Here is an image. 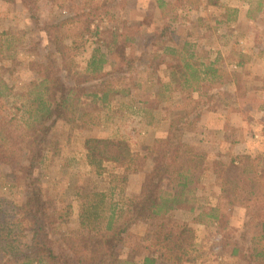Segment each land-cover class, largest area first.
Returning a JSON list of instances; mask_svg holds the SVG:
<instances>
[{
  "label": "rangeland",
  "instance_id": "obj_1",
  "mask_svg": "<svg viewBox=\"0 0 264 264\" xmlns=\"http://www.w3.org/2000/svg\"><path fill=\"white\" fill-rule=\"evenodd\" d=\"M163 1L161 7L159 0H0V125L12 118L5 126L16 135L11 142L0 137L3 151L9 143L12 162L27 151L25 125L33 122L31 104L46 93L44 76L56 75L74 86L78 100L69 118L54 125L55 148L34 171L55 219L51 236L59 239L61 231L78 229L79 203H93L100 193L106 205L122 203L138 186V176L129 185L119 182L123 178L114 176L111 162L88 165L85 139H123L132 152L148 156L149 167L151 147L166 151V143L154 145V137L184 114L189 123L176 141L189 150L181 147L174 163L198 152L202 158L193 162L204 172L183 204L192 199L187 205L200 203L207 213L219 208L222 218L199 222L185 209L172 212L194 232L192 259L183 264H264V257L255 256L264 248V0ZM164 24L172 29L159 36ZM191 52L203 67L211 63L215 76L200 90L180 92L177 84H169L170 64ZM100 53L108 73L91 74L88 63ZM104 90L109 96L102 101ZM193 100L209 104L197 120ZM7 164L0 160V210L11 216L12 203L23 201L25 188L10 187L3 179L10 172ZM173 187L164 184L172 194ZM152 223L132 224L131 235L117 249L121 259L139 262L154 252ZM240 245L245 256L232 254ZM157 264L172 263L159 259Z\"/></svg>",
  "mask_w": 264,
  "mask_h": 264
},
{
  "label": "trees",
  "instance_id": "obj_2",
  "mask_svg": "<svg viewBox=\"0 0 264 264\" xmlns=\"http://www.w3.org/2000/svg\"><path fill=\"white\" fill-rule=\"evenodd\" d=\"M158 3L161 7L166 5L163 0H159ZM169 27L171 31V25L164 24L159 36H166ZM169 50L171 54H176L171 47ZM100 56L96 58L92 55L89 61L87 70L91 74L108 73L103 71L106 63L105 54L100 53ZM179 60L177 64H170L172 69L168 75L169 84H177L180 92L192 93L194 90H200L204 81H212L215 76L216 69L210 67L211 63L203 67L193 52L183 54ZM209 72L212 74L210 78ZM61 79L62 77L51 74L43 78V81L47 82V90L45 95L36 97L29 109V117L33 122L25 125V129L28 130L24 145L27 151L23 158L15 162L10 161L13 153H10L9 143L5 152L1 145L3 141H0V160L10 164H7L10 172L3 179L11 182L10 187L25 188L23 201L12 203L11 216L8 211L0 210V264H157L159 259L170 261L172 264H183L190 261L192 258L189 251L194 240L193 229L187 223L179 224L173 219L172 212L176 209H185L198 217L199 222H203V217L220 221L222 214L219 208H210L211 212L207 213L200 203L196 206L187 205L192 199L186 200L188 202L183 204L184 197L192 195L197 188H193V184L203 177L199 173L204 172V169L200 168V163L193 162L196 157L202 158V154L198 152L185 157L182 163H174V156L181 147L189 150L185 148L188 145L178 144L176 141L183 133L180 130L183 131L189 123L184 114L176 117V120H170L165 138L155 139L154 145L166 143V151L151 147L154 153L149 167L146 165L148 156L145 153L132 152L129 144L123 139L86 138L84 146L88 165L100 168L103 162H111L114 176L119 175L123 178L119 182H127L130 173L144 170V181L140 191L128 195L122 203L112 201L106 205L104 199H101L105 195L103 193H100L101 197L95 199L93 203H87V200L79 203L78 229L61 231L59 239L51 236L52 233H56L55 219L49 214V203L43 196L39 176L34 171L42 163L47 152L55 148L56 143L51 138L54 125L60 119L69 118V111H72L74 106L73 101L78 100L74 86H67ZM108 96V92L104 90L100 98L104 101ZM194 102L195 108L199 107L195 116L197 120L209 104L196 100H193ZM194 110L192 108L190 114ZM11 121L12 118L0 125V137L5 135L4 139L8 138L9 142L16 138L14 130L12 132L5 126ZM136 159H143V162L140 165L134 164ZM216 163L220 164L215 159L214 164ZM13 164H16L15 167ZM116 165L123 169L115 172ZM169 177L170 179L163 183ZM164 184L174 186L175 193H169ZM113 188L111 187V190ZM193 198L199 199L197 196ZM103 212H106L105 216L102 215ZM152 219L153 227L149 235L154 252L143 254L139 262L121 259L117 249L119 243L131 235L132 224ZM262 237L264 238V222ZM244 249H246L244 245L233 247L232 254L245 256L247 253L243 251ZM250 256L264 257V248L255 253V256L250 253Z\"/></svg>",
  "mask_w": 264,
  "mask_h": 264
},
{
  "label": "crops",
  "instance_id": "obj_3",
  "mask_svg": "<svg viewBox=\"0 0 264 264\" xmlns=\"http://www.w3.org/2000/svg\"><path fill=\"white\" fill-rule=\"evenodd\" d=\"M237 6H238V5H237ZM234 11H235V13H236V15H237L238 17L241 15V10L239 9V7H238V9H237V7H236V9H235ZM224 22H229V21H227L226 19H224ZM169 123H170V122H169ZM169 123H168V127H167V129H164V130H163V131H164V134H163L162 136L154 137L155 139L165 138V137H166V135H167L166 133H167L168 128H169ZM99 138H104V137H99ZM155 139H154V140H155ZM208 156H209V155H208ZM149 166H151V165H149ZM133 176H138V177H139L138 186H137L136 189L132 187V190H131L130 192L127 193L128 195L137 194V193L140 191V188H141L142 183H143V181H144L145 171L142 170V171H138V172H135V173H130L129 176H128V180H127L128 182H126V185H127V184L129 185V182L131 181V179L134 178ZM128 195H127V196H128Z\"/></svg>",
  "mask_w": 264,
  "mask_h": 264
}]
</instances>
